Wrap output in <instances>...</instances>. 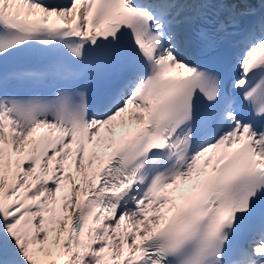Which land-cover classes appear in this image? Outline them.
I'll list each match as a JSON object with an SVG mask.
<instances>
[{
  "label": "snow or ice",
  "instance_id": "snow-or-ice-1",
  "mask_svg": "<svg viewBox=\"0 0 264 264\" xmlns=\"http://www.w3.org/2000/svg\"><path fill=\"white\" fill-rule=\"evenodd\" d=\"M0 264H264V0H0Z\"/></svg>",
  "mask_w": 264,
  "mask_h": 264
}]
</instances>
